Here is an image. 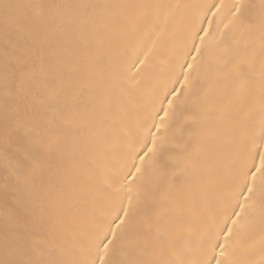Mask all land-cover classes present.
I'll list each match as a JSON object with an SVG mask.
<instances>
[{
    "label": "snow or ice",
    "instance_id": "1",
    "mask_svg": "<svg viewBox=\"0 0 264 264\" xmlns=\"http://www.w3.org/2000/svg\"><path fill=\"white\" fill-rule=\"evenodd\" d=\"M0 264H264V0H0Z\"/></svg>",
    "mask_w": 264,
    "mask_h": 264
},
{
    "label": "bare ground",
    "instance_id": "2",
    "mask_svg": "<svg viewBox=\"0 0 264 264\" xmlns=\"http://www.w3.org/2000/svg\"><path fill=\"white\" fill-rule=\"evenodd\" d=\"M168 2H176V0H168ZM179 2H197V0H179Z\"/></svg>",
    "mask_w": 264,
    "mask_h": 264
}]
</instances>
